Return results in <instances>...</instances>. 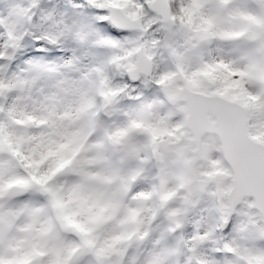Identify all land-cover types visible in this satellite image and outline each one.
Wrapping results in <instances>:
<instances>
[{"label":"clouds","instance_id":"clouds-1","mask_svg":"<svg viewBox=\"0 0 264 264\" xmlns=\"http://www.w3.org/2000/svg\"><path fill=\"white\" fill-rule=\"evenodd\" d=\"M0 264H264V0H0Z\"/></svg>","mask_w":264,"mask_h":264}]
</instances>
